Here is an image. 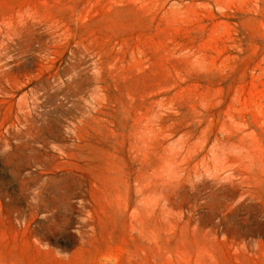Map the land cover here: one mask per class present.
I'll list each match as a JSON object with an SVG mask.
<instances>
[{"label":"rangeland","instance_id":"obj_1","mask_svg":"<svg viewBox=\"0 0 264 264\" xmlns=\"http://www.w3.org/2000/svg\"><path fill=\"white\" fill-rule=\"evenodd\" d=\"M0 264H264V0H0Z\"/></svg>","mask_w":264,"mask_h":264}]
</instances>
